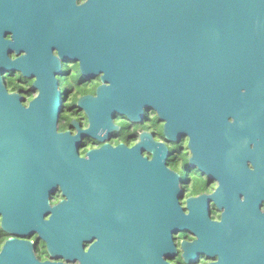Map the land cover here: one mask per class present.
Listing matches in <instances>:
<instances>
[{
  "label": "water",
  "instance_id": "1",
  "mask_svg": "<svg viewBox=\"0 0 264 264\" xmlns=\"http://www.w3.org/2000/svg\"><path fill=\"white\" fill-rule=\"evenodd\" d=\"M77 2L0 0L2 15L21 17L17 69L36 79L28 103L8 92L0 61L1 229L37 233L50 257L11 239L0 264H172L183 233L195 238L181 243L184 264H264V0ZM61 61L101 82L78 101L89 127L76 136L59 132L69 97ZM151 113L163 139L144 132L130 150L108 147L116 117L142 124ZM184 133L197 160L208 154L191 173L218 182L189 197L187 213L181 177L167 167ZM84 137L105 145L83 158ZM242 147L240 168L229 158ZM58 189L64 200L52 207Z\"/></svg>",
  "mask_w": 264,
  "mask_h": 264
},
{
  "label": "flooded vegetation",
  "instance_id": "2",
  "mask_svg": "<svg viewBox=\"0 0 264 264\" xmlns=\"http://www.w3.org/2000/svg\"><path fill=\"white\" fill-rule=\"evenodd\" d=\"M86 0H78L77 4L81 5ZM3 11V7L1 9ZM0 10V61L3 60L2 66V73L1 78L4 79V85L6 86L8 92L10 94L17 93L21 94L28 98V103L31 102L36 96L31 94L30 89L33 87L36 79H29L24 77L20 69H17V62L23 60L27 54L25 47L20 43V40L17 42L14 39L15 33L20 36V24H21V17L16 14L17 16H12L4 10L5 13L2 15V11ZM24 22V19L22 20ZM17 24V30L15 32L14 24ZM55 56H58L57 51L55 50L53 53ZM61 73L57 77L59 81V88L63 94H67L70 91L75 89L76 92H72L69 96V100L65 104L64 112L59 120V132H70L72 136H76L79 134L80 131L86 130L89 127V121L84 113V111L80 110L77 107L78 101L80 98L84 96H95L98 87L100 86L101 82L100 79H94L90 81L82 80L79 64L61 61ZM74 69V70H70ZM78 77L77 80L74 78ZM82 92V96H78ZM158 121L157 116L154 113L148 115V118L142 124H133L128 122L123 117H116L114 119V123L116 126L120 128L118 132H114L111 136V140L108 142V147L112 148L113 150L120 149L121 145L130 150L135 147L137 142L139 141V136L141 133L150 132L154 134L156 140L163 139V135H160L156 128V123ZM76 122L79 125L77 129L73 123ZM127 125V126H126ZM137 126H142V128H146L145 131H140ZM159 126L164 128V125L159 123ZM125 129V130H124ZM122 132L125 133V139L122 138ZM163 134V131H162ZM169 146L170 153L173 154L171 158L167 161V167L174 172H177L181 177V188L185 190V198L181 201V205L184 208L185 212L187 213V199L189 197L197 198L201 195H211L213 194L218 187V182L213 181L206 176L198 173L196 170L191 173L195 166H199V164H208L207 155L202 153L201 156H204V161L198 159L197 160V153H201L200 151H193L190 148V136L184 133L178 143ZM105 144L99 143L95 140L89 138H83L82 146L80 149V155L83 158L87 157V154L94 150H99L104 147ZM241 152H234V150L230 153V163L235 165L237 164L238 167H242L244 165V157L246 155L243 154L244 148H240ZM195 154V155H194ZM194 155V159H192ZM145 157H150L148 154H144ZM247 167L251 168L252 165L247 161ZM195 173V183L197 185L196 190L187 198L186 196L190 194V187H192V175ZM199 183L202 184V190L198 189ZM189 185V186H188ZM109 189L104 187V194L107 193ZM199 191V192H198ZM62 200H64L63 193L60 189L50 197V205L52 207L58 205ZM212 211V219L213 220H220L221 213L217 212L214 207V204L211 203L210 205ZM264 210V207H263ZM48 217L45 219L48 220ZM116 220V217H114ZM131 225V223H130ZM0 227H1V218H0ZM18 240V241H25L31 242L34 246V253L39 261H49L50 257L47 255V246L44 241H42L37 233L26 236V237H19V236H12L9 233H2V241L3 243L0 246V252L2 250L3 245L8 240ZM187 240L192 242L195 238L190 233H183L176 237L179 256L172 261V264H184L182 259V250H181V243ZM91 243H85L86 250L89 249ZM48 256L47 259L43 260V257ZM182 259V262L180 261ZM210 261H207L205 257L199 259L197 264H207Z\"/></svg>",
  "mask_w": 264,
  "mask_h": 264
},
{
  "label": "trees",
  "instance_id": "3",
  "mask_svg": "<svg viewBox=\"0 0 264 264\" xmlns=\"http://www.w3.org/2000/svg\"><path fill=\"white\" fill-rule=\"evenodd\" d=\"M75 79V78H74ZM75 80H77V79H75ZM158 123H156V128H158L159 130H157V132L160 134V135H163L162 134V131H163V128H162V126H159V121H157ZM127 126V125H126ZM138 128H139V132L142 130V131H145V130H147L146 128H142V126H137ZM125 130V129H124ZM125 133L124 132H122V138L123 139H125ZM199 188V190L201 189H203L202 187V184H200L199 183V186H198ZM191 188V187H190ZM191 190V189H190ZM199 192V191H198ZM2 233H3V231H2V229H1V227H0V246H1V244L3 243V241H2ZM180 261L182 262V259L180 258Z\"/></svg>",
  "mask_w": 264,
  "mask_h": 264
},
{
  "label": "rangeland",
  "instance_id": "4",
  "mask_svg": "<svg viewBox=\"0 0 264 264\" xmlns=\"http://www.w3.org/2000/svg\"><path fill=\"white\" fill-rule=\"evenodd\" d=\"M70 70H74V69H71L70 68ZM75 79H78V77H75ZM72 92H76L75 91V89L73 90V91H70L68 94H69V96H70V94H72ZM82 96V92H80V94H78V96ZM68 100H69V97H68ZM67 102H65V104H66ZM176 145L177 144H175V147H176ZM195 181H196V179H195V173H193V175H192V183L194 182L195 183ZM192 184V187L190 188L191 190H189L188 189V191H190V194H188L186 197L188 198L195 190H196V188H197V185L196 184ZM189 186V185H188ZM182 187V186H181ZM181 235V234H180ZM179 236V235H178ZM48 258V256H45V257H43V260L44 259H47ZM41 262H45V261H41Z\"/></svg>",
  "mask_w": 264,
  "mask_h": 264
}]
</instances>
